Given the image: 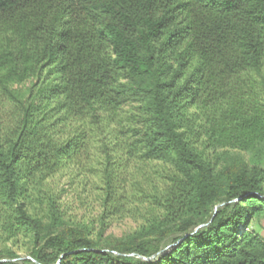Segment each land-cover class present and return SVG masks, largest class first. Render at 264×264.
Instances as JSON below:
<instances>
[{
    "label": "trees",
    "instance_id": "trees-1",
    "mask_svg": "<svg viewBox=\"0 0 264 264\" xmlns=\"http://www.w3.org/2000/svg\"><path fill=\"white\" fill-rule=\"evenodd\" d=\"M263 144L264 0H0V264H264Z\"/></svg>",
    "mask_w": 264,
    "mask_h": 264
},
{
    "label": "rangeland",
    "instance_id": "rangeland-1",
    "mask_svg": "<svg viewBox=\"0 0 264 264\" xmlns=\"http://www.w3.org/2000/svg\"><path fill=\"white\" fill-rule=\"evenodd\" d=\"M214 159L219 167L235 168V167H259L264 172V144L255 152H239L230 149H219L214 154ZM58 177V176H57ZM62 181V178L60 179ZM66 188L67 198L70 202L73 216L66 224V227L72 228L83 224L85 221H90L95 218L99 212L97 209V201L95 195L97 191L92 187H64ZM77 193L82 196L83 203L77 201ZM80 200V199H79ZM95 207V210L93 209ZM76 221V222H75ZM108 226L101 234L100 243L108 248H113L118 245L125 244L130 237L138 229L141 221L135 217L124 214L111 215L107 218ZM82 222V223H81ZM249 228L255 231L264 242V218L259 217L254 219ZM47 229V228H46ZM96 228L93 236L96 237ZM6 245L12 247L16 253L22 257H27V253L31 248V241L28 238L19 237L15 244L2 243L0 247Z\"/></svg>",
    "mask_w": 264,
    "mask_h": 264
}]
</instances>
